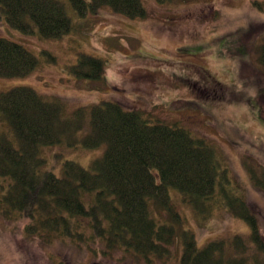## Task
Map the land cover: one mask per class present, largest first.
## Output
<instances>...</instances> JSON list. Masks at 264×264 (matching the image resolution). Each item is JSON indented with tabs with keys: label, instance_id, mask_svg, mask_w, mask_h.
I'll return each mask as SVG.
<instances>
[{
	"label": "rangeland",
	"instance_id": "374dc122",
	"mask_svg": "<svg viewBox=\"0 0 264 264\" xmlns=\"http://www.w3.org/2000/svg\"><path fill=\"white\" fill-rule=\"evenodd\" d=\"M60 1L74 25L58 39L43 37L33 22L34 32L24 33L5 15L0 19V36L21 43L38 59L26 76H0V92L30 86L46 98H58L68 114L115 101L146 117L179 121L217 148L218 182L203 212L178 189H169L182 220L181 236L166 258L152 256L147 262L122 250L105 254L98 245L95 253L58 239L45 244L25 233L27 221L0 216V264H181L183 230L191 229L200 247L233 234L250 235V225L226 203L225 197L235 193L247 201L264 235V191L254 186L247 168L264 167V65L257 51L263 43L259 36L264 37V0H142L147 16L138 18L109 6L81 16L71 0ZM81 54L105 60V77L89 79L71 70ZM82 143L64 138L42 145L44 169L61 177L66 160L91 168L106 146L94 150ZM150 210L160 223L152 205Z\"/></svg>",
	"mask_w": 264,
	"mask_h": 264
},
{
	"label": "trees",
	"instance_id": "16d2710c",
	"mask_svg": "<svg viewBox=\"0 0 264 264\" xmlns=\"http://www.w3.org/2000/svg\"><path fill=\"white\" fill-rule=\"evenodd\" d=\"M71 2L81 16L104 6L129 18L147 16L142 0ZM3 15L24 33L34 32L35 23L45 38L58 39L74 25L60 0H0V19ZM259 37L258 61L264 65V37ZM253 46L251 42L248 47ZM37 64L24 45L0 36V76L23 77ZM71 70L100 80L106 61L81 54ZM64 138L94 150L106 147L91 168L66 160L60 177L44 169L41 148ZM219 156L214 144L194 136L179 121L146 117L119 102L81 106L68 114L58 98H46L30 86L0 92V216L27 221L25 233L45 244L58 239L95 253L98 245L105 254L122 250L147 262L152 256L168 257L182 220L169 189H178L197 210L206 211L205 200L212 198L218 182ZM247 168L254 186L264 191V167ZM225 198L230 211L250 225V235L233 234L200 247L195 233L183 230L181 264H264L257 216L241 195ZM163 212L169 219L162 218Z\"/></svg>",
	"mask_w": 264,
	"mask_h": 264
}]
</instances>
